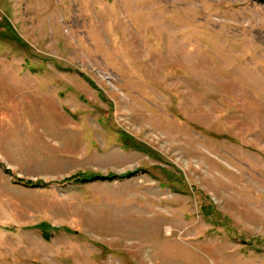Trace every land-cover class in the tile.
Returning <instances> with one entry per match:
<instances>
[{
	"label": "rangeland",
	"instance_id": "obj_1",
	"mask_svg": "<svg viewBox=\"0 0 264 264\" xmlns=\"http://www.w3.org/2000/svg\"><path fill=\"white\" fill-rule=\"evenodd\" d=\"M0 163V264H264V3L0 0Z\"/></svg>",
	"mask_w": 264,
	"mask_h": 264
},
{
	"label": "trees",
	"instance_id": "obj_2",
	"mask_svg": "<svg viewBox=\"0 0 264 264\" xmlns=\"http://www.w3.org/2000/svg\"><path fill=\"white\" fill-rule=\"evenodd\" d=\"M259 2H262L264 3V0H257ZM6 26V25H5ZM6 27L10 28L9 25H7ZM0 166H3L1 163H0ZM4 169L7 171V172H10L9 169H7L6 167H4ZM129 175L131 176H134L136 175L135 173H130ZM128 175L127 174H121V175H118V174H108V175H103V174H93L91 176L89 175H81V174H75V178H78V181H82V182H93V181H114L116 179H125ZM21 180V179H20ZM72 180V179H70ZM23 184L27 185V186H36V187H41V186H44V183L42 181H37V182H34L32 180H21ZM38 227L42 228L45 232H46V235H47V232L49 231L47 229V224L45 223H41Z\"/></svg>",
	"mask_w": 264,
	"mask_h": 264
}]
</instances>
